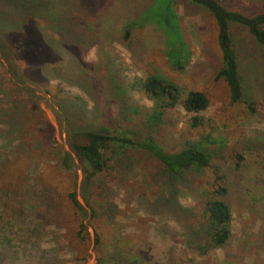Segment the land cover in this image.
<instances>
[{"label": "rangeland", "instance_id": "obj_1", "mask_svg": "<svg viewBox=\"0 0 264 264\" xmlns=\"http://www.w3.org/2000/svg\"><path fill=\"white\" fill-rule=\"evenodd\" d=\"M18 1L0 0V25L11 27L18 18L22 20L23 14L15 9ZM64 1L76 11L71 14L64 7L57 20L67 27L72 21L79 29L78 37L89 39V44L69 49V40L58 56L48 46L46 57L36 60L31 55L38 54V49L28 52L31 46L25 42H35L39 34L45 37L34 32L26 16V31L13 35L15 41L10 39L17 47L20 43L22 51L16 56L9 51L7 60L0 50V264H264L261 49L245 30L234 27L247 99L256 109L250 116L243 103L231 104L226 84L216 79L221 67L216 25L200 6L188 0H176L174 5L191 51L188 64L176 69L167 61L163 32L153 21L155 7L161 8L167 0ZM221 1L228 9L249 16L264 11V0ZM30 3L37 12L47 10L45 0ZM47 17L37 16L36 21L49 27L51 18ZM170 18L167 14L166 20ZM129 24L145 26L131 32V42L123 38V26ZM149 75L172 81L182 93L176 107L159 110L161 121L154 125L149 120L157 110L154 102L132 87ZM192 90L203 92L209 101L198 114L183 108ZM194 116L204 119L201 129L191 127ZM104 128L133 140L150 135L167 151L197 141L202 133L222 138L220 148H210L217 150L218 163L228 173L232 236L227 245L200 256L189 243L192 221L200 218L199 195L211 177L208 170L200 176L187 175L189 183H195V192L179 188V204L192 209L185 215L155 201L163 181L161 167L144 151L112 154L104 172L83 188V166L72 145L82 143L78 133ZM248 140L257 147L233 170L235 162L229 154ZM21 141L26 145L21 147ZM53 149L70 155L72 173L59 171ZM31 169L34 174L29 173ZM71 191L86 216L73 209L67 198ZM78 231L83 239L78 238ZM2 237L6 239L3 244Z\"/></svg>", "mask_w": 264, "mask_h": 264}, {"label": "trees", "instance_id": "obj_2", "mask_svg": "<svg viewBox=\"0 0 264 264\" xmlns=\"http://www.w3.org/2000/svg\"><path fill=\"white\" fill-rule=\"evenodd\" d=\"M45 1L47 4L44 6L47 10L37 12L30 8L31 0L30 2L19 0L15 9L20 10L23 14L22 20L18 18V21L11 27L10 24L5 26L0 25V50L5 55L13 50L15 53L14 56H16L18 52L22 51L21 44L19 43L17 47L13 45L14 43H12L10 39L15 41L16 39L12 38V36L20 34L23 29L25 32L28 25L34 29V32L35 30L38 34L41 32L45 37L42 39L39 34V39L35 42L25 39L26 45L31 46L28 52L38 49V54L32 53L31 55V57L36 60V57L40 55L46 57L47 53H45L44 48L48 46H50L51 52H54V54L58 56V53L64 51L63 48H65V44H69V42V49H72L74 45L85 46V44H89V39L84 40L82 37H78L79 29L71 24L72 21L68 25L69 27H67L64 25L63 21L59 22L57 20L60 19L62 8H68L69 3L64 0ZM188 1L194 5L200 6L208 12L215 22L216 39L221 58V67L216 74V79H221L226 84L231 104L243 103L249 115H255L256 109L247 99L248 94L241 73L239 52L236 47V42H234L232 30L234 27L245 30L252 38V41H254L258 48L264 53V11L249 16L237 10L228 9L221 0ZM175 3L176 0H167V3L161 8L158 7L157 4L155 9L157 8L158 10L156 14L153 15V21L158 24L163 32V42H166L164 52L167 61L173 68L181 69L188 64L191 51L188 43L184 39L180 22H178V15L174 10ZM20 4L22 5L20 6ZM68 10L71 14L76 11V9L71 10L70 8H68ZM167 14L170 15L171 21L166 20ZM26 16L29 17L28 25L27 21L24 20ZM37 16H49V18H51L49 27H42L39 25L36 21ZM1 18L2 17H0V19ZM144 27V24L142 26H131L130 24L123 26L124 40L131 42L133 40L131 32L145 29ZM93 29V36H95L97 35L95 33L97 27ZM48 31L51 32L49 33ZM52 36H56L57 38L54 39ZM6 56L8 60L10 57L8 55ZM10 66L12 67V65ZM50 66L51 71H55L51 64ZM132 87L142 90L147 98L154 102L157 110L149 115V120L153 122V125L161 121V113L159 110L176 107L182 96L179 86L158 75H149L145 79L134 83ZM208 105L209 101L206 95L203 92L195 90L189 91L183 101V108L187 112L195 114L205 111ZM205 121L208 123V120ZM203 126L204 119L202 117L194 116L192 118L191 127L193 129H201ZM77 135L80 136L83 141L81 144L72 145V148L80 164L83 166L82 168L85 175L83 188H88V185H91L93 182L94 177L104 172L107 163L113 155L121 156L125 150L129 149L144 151L161 167L163 181L160 184L161 189L155 201L158 202L161 207L166 206L168 208H174L176 212L182 210V213L185 215L191 213L192 209L183 208L179 204L177 199L179 188H186L192 193L195 183H189L187 175L200 176L205 174L207 170L210 171L211 177H209L207 181V187L201 190L199 195L201 200L200 218L199 221H192L195 225H191V228L194 229L188 235L189 243L194 246L200 256H207L212 251L222 249L227 245L232 236V212L228 202V173L223 170L222 163H218V161L221 160V156L217 155V150L215 151L210 148L213 145H217L218 148H220L224 143L222 138L213 136L212 132L202 133L197 141H186L181 149L177 151H167L150 135L142 140H133L124 136L123 132L112 133L105 128L100 131H84ZM10 144L12 147L13 142L9 141L8 145ZM18 144L23 147L22 145L25 146L26 141H21V143ZM253 146H255V143L248 140L243 141L239 148L232 149L233 152L229 155L234 160L233 162H235L234 166H232L233 170L240 168L241 164L246 160V154L252 151L251 149ZM52 152L55 153L57 157L59 171L72 173L74 164L70 155L67 152L57 149H53ZM213 162H215L216 165H213ZM33 169L29 170L30 174L35 173ZM67 198L75 212L77 211L81 217L86 216V211L78 203L74 191L68 193ZM80 227L82 229L81 225ZM81 232L78 231L77 234L79 239H83ZM4 241H6V239L2 237V244ZM95 244L96 246L100 244L98 234H96ZM99 262L101 263L102 260Z\"/></svg>", "mask_w": 264, "mask_h": 264}]
</instances>
